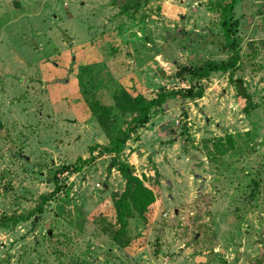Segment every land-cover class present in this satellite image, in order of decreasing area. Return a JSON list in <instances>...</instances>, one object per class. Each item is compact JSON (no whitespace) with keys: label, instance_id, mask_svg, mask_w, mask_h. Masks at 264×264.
I'll return each mask as SVG.
<instances>
[{"label":"rangeland","instance_id":"1","mask_svg":"<svg viewBox=\"0 0 264 264\" xmlns=\"http://www.w3.org/2000/svg\"><path fill=\"white\" fill-rule=\"evenodd\" d=\"M216 3L0 0V215L31 209L52 174L60 184L39 212L0 227V264H264V1L234 4L238 66L210 72L201 98L168 100L125 141L121 159L155 200L145 221L127 219L124 247L110 238L111 193L123 187L110 155L96 148L80 170H61L123 125L117 113L99 123L90 102L185 87L181 65L229 55ZM226 133L234 146L218 152Z\"/></svg>","mask_w":264,"mask_h":264},{"label":"trees","instance_id":"2","mask_svg":"<svg viewBox=\"0 0 264 264\" xmlns=\"http://www.w3.org/2000/svg\"><path fill=\"white\" fill-rule=\"evenodd\" d=\"M235 2L236 0H217L216 3V11L219 19L218 25L223 38L221 48L229 51V55L225 59H205L199 63L181 65L179 70L187 76V86L170 89L163 88L148 93H144L137 88H132L129 92L123 90L119 95L114 93L112 95V105H102L96 101L88 104L90 112L96 117L99 123L105 121L111 124L114 121L115 113H117L125 116L123 125L119 129L118 135L111 138L106 144L95 143L88 145L83 158L77 156L72 164L61 166V170H70L72 172L80 170L85 164L91 162L93 159V151L96 148L110 155V160L106 167L107 170L113 167L123 178L122 189L118 192L111 193L115 226L110 230V238L118 247H124L127 244L125 235L127 219L136 215L141 221H145L149 213L150 205L155 200L152 187L145 185L144 178L134 174L133 166L121 159L120 155L123 151L125 141L131 132H135L138 128L144 126L149 121L152 113L154 111L156 112V109H160L168 100L176 98L180 101H193L201 98L204 92V86L201 81L210 72H231L238 66L240 56L237 49V42L234 38L237 21L232 13ZM156 69L163 75L158 66H156ZM230 82L235 97L243 100V112H248L251 109V98L243 87L241 78H231ZM108 115H112L110 120L108 119ZM169 142L172 141L169 140ZM212 145L216 151L223 152L234 146V137L232 134L226 133L222 137L214 138ZM153 173L157 175L155 169ZM51 182L53 183L52 190L48 194H40L37 203L25 213L0 215V227L26 221L35 212H39L43 203L60 191V184L55 174L51 175ZM256 188L257 182L253 180L251 182V190L253 191Z\"/></svg>","mask_w":264,"mask_h":264},{"label":"crops","instance_id":"3","mask_svg":"<svg viewBox=\"0 0 264 264\" xmlns=\"http://www.w3.org/2000/svg\"><path fill=\"white\" fill-rule=\"evenodd\" d=\"M150 122H151V119H150L145 125H148ZM135 142H136V141H135ZM132 154H135V153L132 152ZM154 161L156 162L155 167L157 168V171L159 172L160 177H161V179H160V183H161L162 178H163V176H164V174H163V172H162L161 169H162V168L164 169V166L161 165V164H159V163L157 162V160H154Z\"/></svg>","mask_w":264,"mask_h":264},{"label":"water","instance_id":"4","mask_svg":"<svg viewBox=\"0 0 264 264\" xmlns=\"http://www.w3.org/2000/svg\"><path fill=\"white\" fill-rule=\"evenodd\" d=\"M180 73H181V71H179V70H176V71H174V73H173V74H174V76H175V77H178Z\"/></svg>","mask_w":264,"mask_h":264}]
</instances>
